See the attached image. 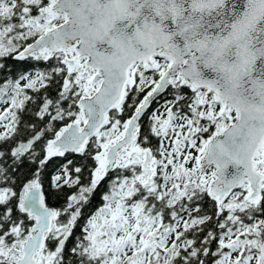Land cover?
Instances as JSON below:
<instances>
[{"label":"snow or ice","instance_id":"6c2138e0","mask_svg":"<svg viewBox=\"0 0 264 264\" xmlns=\"http://www.w3.org/2000/svg\"><path fill=\"white\" fill-rule=\"evenodd\" d=\"M0 264H264V0H0Z\"/></svg>","mask_w":264,"mask_h":264}]
</instances>
